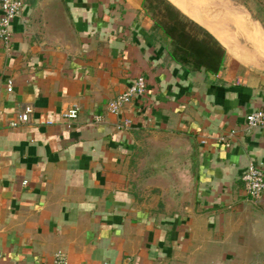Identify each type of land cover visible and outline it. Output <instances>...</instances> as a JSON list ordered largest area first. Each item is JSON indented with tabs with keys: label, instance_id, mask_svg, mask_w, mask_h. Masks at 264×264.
Here are the masks:
<instances>
[{
	"label": "crops",
	"instance_id": "1",
	"mask_svg": "<svg viewBox=\"0 0 264 264\" xmlns=\"http://www.w3.org/2000/svg\"><path fill=\"white\" fill-rule=\"evenodd\" d=\"M168 1L225 48L217 73L172 57L145 0H27L0 40V264H264V194L243 181L264 169L246 124L264 109V13ZM139 76L148 91L110 113Z\"/></svg>",
	"mask_w": 264,
	"mask_h": 264
},
{
	"label": "built area",
	"instance_id": "2",
	"mask_svg": "<svg viewBox=\"0 0 264 264\" xmlns=\"http://www.w3.org/2000/svg\"><path fill=\"white\" fill-rule=\"evenodd\" d=\"M27 0H0V40L7 49L10 48L12 41L11 24L15 18L21 13V10ZM7 90L13 91L12 81H8ZM148 91L146 78L143 76L137 77L134 84L126 91L120 93L109 103V112L119 116L126 105H128L135 97L142 96ZM33 113L32 106H26L23 111H20L16 118L9 124L10 127L16 128L27 124L31 120ZM80 107L73 105L63 117L66 121H74L79 118ZM97 121L103 120L102 116L96 117ZM246 124L250 129H264V109H258L246 115ZM131 121L124 120L118 124L119 129L129 127ZM245 183V191L251 199L257 200L264 194V169L251 164L243 176ZM55 264H68L67 258L59 254L55 259Z\"/></svg>",
	"mask_w": 264,
	"mask_h": 264
},
{
	"label": "trees",
	"instance_id": "3",
	"mask_svg": "<svg viewBox=\"0 0 264 264\" xmlns=\"http://www.w3.org/2000/svg\"><path fill=\"white\" fill-rule=\"evenodd\" d=\"M145 8L172 40V57L187 70L205 68L217 73L224 62L225 48L207 29L183 14L168 0H145Z\"/></svg>",
	"mask_w": 264,
	"mask_h": 264
},
{
	"label": "rangeland",
	"instance_id": "4",
	"mask_svg": "<svg viewBox=\"0 0 264 264\" xmlns=\"http://www.w3.org/2000/svg\"><path fill=\"white\" fill-rule=\"evenodd\" d=\"M236 1H238V2H236L235 4L237 5H239V6H244V7H248V8H250V6H256L257 8H255L256 10L260 7V8H262L261 9V12H259V13H257V15H259V14H263L264 13V0H257L258 1V4L256 5H253V3L251 4V0H236ZM262 4V5H259V4Z\"/></svg>",
	"mask_w": 264,
	"mask_h": 264
}]
</instances>
